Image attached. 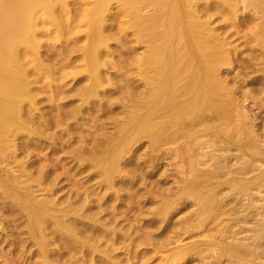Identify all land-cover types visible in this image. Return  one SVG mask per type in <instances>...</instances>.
Segmentation results:
<instances>
[{
  "label": "bare ground",
  "instance_id": "bare-ground-1",
  "mask_svg": "<svg viewBox=\"0 0 264 264\" xmlns=\"http://www.w3.org/2000/svg\"><path fill=\"white\" fill-rule=\"evenodd\" d=\"M112 1L95 0L82 14L85 40L79 50L84 63L81 72L87 74L88 82L79 99L80 105L67 115L76 123L82 114L105 111L102 99L101 104H92L101 93L105 95L102 72L111 66L104 57L108 55L105 50L111 38L105 24ZM115 1L132 15L134 26L142 25L140 35L152 37L148 53L136 61L137 73L147 88L139 95L144 98L141 108L127 115L124 123L118 122L114 132L89 142L90 145H83L85 139H80L77 149L69 145L70 141H64L68 145L66 156L80 155L78 160L87 162L90 172L96 173L99 186L94 188L89 183L75 181L73 166L61 165L57 159L56 143L65 134L44 137V113L31 87L41 75L50 78L49 86L58 85L55 77L51 78L52 71L39 63L40 35L45 27L53 25L61 36L63 28L58 10L67 11L68 0H0V170L5 176L0 185V209L6 214L9 226V236L4 239L12 247L10 252L18 251L7 257L8 264H122L118 253L122 250L127 255V264H135L144 259L139 252L141 245L159 243L158 239L180 243L166 264H184L183 260L192 253L202 258L204 248H212L210 253L217 264L224 260L229 264H264V205L257 208L252 204L253 191L260 195L264 188V169L244 178L228 174L227 193L236 192L244 200L238 215L234 213L235 203L226 210L223 200L226 194L219 199L218 178H210L212 188L200 189L204 172L193 158L198 145L209 150L215 148V142L220 143V150L227 152L210 155L213 174L217 176L226 169L232 147L238 149L240 159L237 174L247 176L255 169L251 159L264 160V153L257 147L234 98L236 89L220 77L221 67L229 60L220 49L221 43L202 25L204 22L196 19V11L190 5L192 0ZM262 6L257 36L264 42ZM148 7L154 9V15L146 21L141 14ZM233 8L228 9L232 16L236 13ZM30 65H36L37 79L30 75ZM84 126L88 125L84 123ZM72 128L68 125V134ZM43 138L50 141V155L44 154ZM144 138L154 145L163 142L173 145L188 138L182 157L190 169L186 180L188 191L173 199L160 196L157 220L140 224L131 232L121 224L125 219L121 221L117 217L120 204L109 205V202L121 200L119 193L123 190L134 193L137 177L145 175H137L139 161L135 152V146ZM27 156L35 158L33 165L38 163L32 168L36 180H30V173L25 175L22 160ZM12 162L18 170L7 168ZM227 171L234 172V167H228ZM61 179L67 182L64 186L59 185ZM75 193L81 199L77 200ZM187 195L199 212L192 230L186 216L180 219L182 223L176 229L178 225L170 217L180 212L183 197ZM110 210L107 217L105 213ZM251 212L259 220L246 229L253 218ZM232 215L235 217L231 218ZM208 223H214L216 232L202 249L199 242L192 246L179 242L182 232L199 233ZM240 234L244 236L238 238Z\"/></svg>",
  "mask_w": 264,
  "mask_h": 264
},
{
  "label": "rangeland",
  "instance_id": "rangeland-1",
  "mask_svg": "<svg viewBox=\"0 0 264 264\" xmlns=\"http://www.w3.org/2000/svg\"><path fill=\"white\" fill-rule=\"evenodd\" d=\"M94 1L68 0L67 11L58 10L61 18L59 23L63 28L61 36L57 34L56 26L49 25L44 28L43 34L40 35L42 36V46L39 53V63L52 71L54 76H51V78L55 77L54 80L58 85L49 86L47 82L50 78L41 75L42 78L40 76L39 81H36L37 83L32 82L31 87L35 92L34 94L37 95L36 102L39 103V108L44 113V137L47 134L52 136L59 135L62 132L65 134L63 140L56 143L57 159L61 160V165L73 166V173L76 174L75 181L85 185L89 183V186L98 188L99 180L96 173L90 172L87 168V162L82 163L78 160L80 155L76 154L73 158L69 155L66 156L68 145L64 141H70L69 145L74 149L80 146L78 143L80 139H85L83 145L89 142L92 143L95 139H100L101 136L114 132V127L117 126L118 122L119 124L124 123L128 119L127 115L141 108L144 98L139 95L146 91L147 86L146 82L137 73L138 65L136 61L148 53L152 37L150 35H140L142 25L136 24L134 26L132 15L130 16L127 13L121 3L115 0L112 1L105 24L111 38L108 48L105 50L108 55L104 57L105 60L111 62V64L109 63L111 66L109 65L110 67L102 72L105 82V95L101 93L102 96L94 99L92 104H101L99 100L102 99L105 111L97 113V110H94L88 116L82 114L79 117V123L69 119L67 115L74 107L80 105L79 99L88 82L87 74L81 72L84 63L79 49L85 40V33L83 32L85 27L81 20L82 14L94 5ZM190 5L196 11V19L201 23L204 22L205 24L202 23V25L208 27L212 36L218 38L221 43V51L228 56V64L221 67L220 77L227 80V83L236 89L234 98L238 100L240 110L245 116L246 126L254 134L257 147L261 150V153H264V42H261L257 36L258 30L261 28V8L264 5V0H202L198 2L192 0ZM229 6L231 9L235 6L233 8L236 10L234 16L228 12ZM141 15L144 20L148 21L154 15V9L151 7L145 8ZM30 67V75L33 76L36 73V65H30ZM37 78V76H33V79ZM84 123L88 126H84ZM68 125L74 126L69 130V134ZM45 128H48V130ZM187 139L182 138L173 145H168L166 142L154 145L149 138H144L135 146L136 157L139 161L137 163L139 165L137 175L141 173H145V175L137 177L134 193H126V190H123L124 192L119 193L121 200L109 202V205L120 204L117 217H121V221L125 219L121 223L125 230L133 232V228H138L140 224L154 223L159 217L157 211L161 203L160 196L173 199L182 193H187L186 180L190 174V169L188 162H184L182 159L187 147ZM43 144L44 154L50 155V141L43 138ZM219 145L220 143L215 142V148L212 147L207 150L204 145H198L196 149L193 158L199 162L198 169L204 172L201 175L203 180L200 189L206 191L212 188L214 185L211 184L210 178L211 180L218 178L217 195L219 199H223L226 194V199H223L226 210L228 211L235 203L234 213L240 214L242 212L240 206L241 203H244V200L236 192L232 195L227 193L226 181L228 174L232 173L231 177L236 176L237 178L250 177L256 171L264 169V160L251 159L250 162L255 169L249 172L247 176L237 174L240 159L238 158V149L232 147L226 162V172L224 170L220 176H217L213 174L214 167H211L213 161L210 155L221 156L227 152V149L220 150ZM22 162V166L26 168L25 175L30 173V180H36L34 169L38 166V163L33 165L35 158L27 156ZM228 167H234V172H228ZM7 168L11 171L18 170V166L14 162L10 163ZM32 168L34 169L32 170ZM4 179V172L0 170V185L4 182ZM66 183L61 179L59 185L64 186ZM252 195L254 197L253 205L255 204L257 208L264 205V188L260 195L255 190ZM75 196L77 200L81 199L78 193H75ZM182 203L181 209H179L180 212L170 218H172V222L178 225L177 229L179 224L182 223L180 219L186 216L187 225H190L189 229L192 230L191 225L196 221L199 208L188 195L183 197ZM110 213L111 210L105 215L108 217ZM251 213L253 218L246 229L254 226L256 221L259 220L258 216L253 212ZM6 217V214L0 209V264H8L7 257L13 255V252L18 253L17 250L10 252L12 247L9 246L8 240L5 241L6 235L9 234ZM234 217L235 215L231 216V218ZM213 226L214 223H208L199 233L189 231L184 234L182 232L179 242L181 241V243L188 246L199 242L202 243L200 246L202 249V245L208 243L216 232ZM235 232H237L236 229ZM139 234L141 233L137 232V236H140ZM242 236L244 234L238 235V238ZM158 241L160 242H148L141 245L139 252L144 256V259L141 262L131 260V263L166 264L167 259L177 250L180 243H165L159 239ZM210 252H212V248H204L201 252L202 258L193 255V253L192 255L189 254L188 258L186 257L183 260V263L217 264ZM118 253L122 264H127L125 250ZM2 254L4 257H2ZM222 264H229V261L224 260Z\"/></svg>",
  "mask_w": 264,
  "mask_h": 264
}]
</instances>
